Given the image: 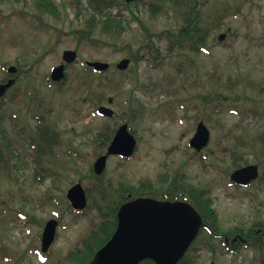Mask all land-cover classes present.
<instances>
[{
  "label": "rangeland",
  "instance_id": "374dc122",
  "mask_svg": "<svg viewBox=\"0 0 264 264\" xmlns=\"http://www.w3.org/2000/svg\"><path fill=\"white\" fill-rule=\"evenodd\" d=\"M53 2L56 12L40 17L35 0H0V80L9 65L17 67L16 82L0 102V148L12 157L9 174L0 171V248L11 251L8 261L0 252V264H53L88 232L93 211L72 216L66 190L80 179L89 181L101 151L97 134L105 124L116 128L121 115L130 119L137 144L129 158L108 157L105 177L112 185L147 183L161 192L181 172L185 182L209 192L224 224L262 215L260 184L243 189L230 185L228 176L235 164L257 163L264 172V115L259 116L264 110V0H208L202 7L206 50L172 52L167 39L155 33L180 26L182 17L173 11L152 16L142 4L123 5V17L131 19L133 13L142 23L132 20L115 37L101 31L99 22L91 42L77 32L85 26L87 11L76 15L75 0ZM148 32L155 48L150 52L142 47ZM220 33L225 35L221 40ZM65 49H74L77 58L62 83L48 85L50 70ZM130 49L138 50L137 62L117 71L115 63L129 57ZM87 60L110 67L87 73ZM228 78L237 80L234 88L226 85ZM96 95L113 97L111 104L102 103L114 110L112 117L97 113ZM36 117L61 136L56 153L45 155L42 180L28 145L38 138ZM199 120L207 125L210 140L195 151L188 141ZM54 217L59 221L56 239L47 253H40L43 225ZM205 239L204 234L189 255L209 263L214 254ZM242 258L231 264H241ZM217 262L229 264V258L218 256Z\"/></svg>",
  "mask_w": 264,
  "mask_h": 264
},
{
  "label": "trees",
  "instance_id": "16d2710c",
  "mask_svg": "<svg viewBox=\"0 0 264 264\" xmlns=\"http://www.w3.org/2000/svg\"><path fill=\"white\" fill-rule=\"evenodd\" d=\"M207 1L208 0H138L135 1V4L146 6L152 16L157 13H160V15L168 14L170 11L180 15L182 17L181 24L176 30H161L158 33H155V36L157 39H167L168 51L172 52L173 50L184 49L197 51L200 46L204 45V39L207 34V28L204 26V20L202 17V7ZM52 2L53 0H35V3H37V6L39 7V13H41L40 17L43 13L54 14L56 12ZM85 3V8L89 11V16L84 19L85 26L77 30L83 41H94L92 32L99 20L100 30L115 37H119V35L126 30V26H128L132 20H135L140 24L142 23L139 16L133 13H131V19L121 15V6L125 5L129 7V5L123 0H85ZM115 10L117 13H113ZM79 12H81L80 9L78 10V13ZM99 16L100 18H98ZM151 37L152 33L148 32L146 42L142 45V47L148 52L155 50ZM137 53L138 50L132 52L130 49L129 57L134 62H137L138 60ZM85 71L89 73V68L86 67ZM5 79L6 78H3L0 81H5ZM236 81L237 80L228 78L226 80V85L229 88H234L237 85ZM261 90L262 89H259V91ZM104 98L105 97L102 98L101 96L96 95V100L93 101V105L96 107V105L101 103ZM2 100L3 98L0 99V102ZM136 100L138 101V99ZM254 113L256 115V111H254ZM263 115L264 110L259 113V116ZM120 118L131 124L128 117H123V115H121ZM36 119L38 122L37 129L40 138L39 140H35L32 137L28 145L31 147L35 155L34 160L37 162V167H42L43 160L39 158L38 152L41 151L43 153L46 151L47 153H55L57 146L61 143V137L59 132L51 125L44 123L41 117H36ZM113 133L114 128H111L107 124L100 129L99 136L101 149L107 145ZM254 138L263 139V136L259 137V135H256ZM1 150L2 149L0 148V171H6L7 169L9 174L10 169L8 162L12 157L11 155H7L6 157ZM239 165L240 164H235V166ZM11 166L14 167L16 164L13 163ZM36 176L38 180H42L40 173H37ZM88 178L89 181L85 182L86 193L89 199L86 208L81 211H73L68 203L66 210L74 217L78 215L85 216L88 211H93V215L90 219V229L77 240L75 247L69 250L63 256V259L57 260L54 264H90L93 260L94 253L111 237L116 226V213L118 207L122 202L127 200L128 194H130L131 197L138 195H151L169 200L184 198L191 201L203 216L211 218L210 205L212 200L209 192L204 188H196L188 184L184 180L185 176H182L180 179L174 178V180H170L167 183V187L162 189V191L160 190L161 192L150 189L147 183L139 184L137 187L121 183L118 185H112L111 180L107 179L104 174L100 176L95 175L92 169ZM48 200L50 201L49 198ZM191 248L193 249L194 246ZM0 252L2 253L3 259L8 261V255H10L11 251L2 247L0 248ZM191 258L192 257L189 254H186L177 264H193ZM14 261V263L20 262L18 258H15ZM139 264H154V262L150 259H145Z\"/></svg>",
  "mask_w": 264,
  "mask_h": 264
},
{
  "label": "water",
  "instance_id": "95a60500",
  "mask_svg": "<svg viewBox=\"0 0 264 264\" xmlns=\"http://www.w3.org/2000/svg\"><path fill=\"white\" fill-rule=\"evenodd\" d=\"M130 1V0H126ZM220 34L218 39H223ZM64 62L71 63L76 59V51H63ZM129 58L121 59L116 68L128 67ZM96 70H105L109 63L87 61ZM17 68L10 66L8 72L14 73ZM64 77V63L51 70L50 78L59 81ZM14 78L5 83L0 82V97L13 84ZM112 101L111 98L108 99ZM98 112L112 116L113 110L100 106ZM209 140V130L203 122H199L196 131L189 139V145L196 150L202 149ZM136 145L134 135L128 130L126 123L119 126L110 141L105 154L98 156L93 162V170L101 174L110 154L130 156ZM258 174L256 165H247L236 169L230 175L239 184H246ZM66 197L74 209H83L87 204L85 189L81 182L68 188ZM202 219L194 207L184 201L159 200L149 196H139L122 203L117 211V224L110 239L96 251L90 264H139L143 259H151L155 264H176L183 256L191 242L198 234ZM58 221L48 219L41 234V249L47 251L53 242Z\"/></svg>",
  "mask_w": 264,
  "mask_h": 264
},
{
  "label": "flooded vegetation",
  "instance_id": "af4514ba",
  "mask_svg": "<svg viewBox=\"0 0 264 264\" xmlns=\"http://www.w3.org/2000/svg\"><path fill=\"white\" fill-rule=\"evenodd\" d=\"M37 136L38 138H33L39 140V134H37ZM98 145L100 149V138ZM50 154L51 153H47L46 151L43 153L41 151L38 152V156L41 160H44L45 155L47 156ZM98 156H100V150L98 151ZM254 164H256L258 171L256 177L250 179L246 184H241V186L233 183L229 179L230 185L248 189L258 182L262 187L264 184V172L262 173L260 170L261 168L257 163ZM234 169L236 168L233 167L230 173ZM177 175L178 179H180L182 178L183 173L178 172ZM261 187H259L257 194H264V190ZM210 209L211 218H206L204 216L203 225L195 241L205 234L207 239H205V241H208L210 244L209 252L214 254V257L211 258L209 263H202L198 261L200 258L197 259L194 255V264H218V256L229 258V264H231L233 258L238 257H243L241 264H264V211L262 212V215L257 214L253 219L233 221L232 223L224 224L219 220L218 211L214 209L213 204L210 206ZM222 224H224V226ZM248 253H251V255L249 256Z\"/></svg>",
  "mask_w": 264,
  "mask_h": 264
}]
</instances>
